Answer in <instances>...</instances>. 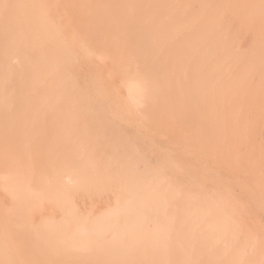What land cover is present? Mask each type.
<instances>
[{
  "label": "bare ground",
  "instance_id": "obj_1",
  "mask_svg": "<svg viewBox=\"0 0 264 264\" xmlns=\"http://www.w3.org/2000/svg\"><path fill=\"white\" fill-rule=\"evenodd\" d=\"M0 264H264V0H0Z\"/></svg>",
  "mask_w": 264,
  "mask_h": 264
}]
</instances>
